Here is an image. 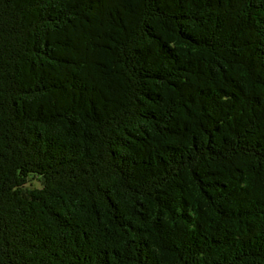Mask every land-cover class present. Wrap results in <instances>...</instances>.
<instances>
[{
  "label": "trees",
  "instance_id": "1",
  "mask_svg": "<svg viewBox=\"0 0 264 264\" xmlns=\"http://www.w3.org/2000/svg\"><path fill=\"white\" fill-rule=\"evenodd\" d=\"M0 264H264V0H0Z\"/></svg>",
  "mask_w": 264,
  "mask_h": 264
},
{
  "label": "rangeland",
  "instance_id": "2",
  "mask_svg": "<svg viewBox=\"0 0 264 264\" xmlns=\"http://www.w3.org/2000/svg\"><path fill=\"white\" fill-rule=\"evenodd\" d=\"M33 183H35V184H37V185H38V183H37L36 181H34Z\"/></svg>",
  "mask_w": 264,
  "mask_h": 264
}]
</instances>
